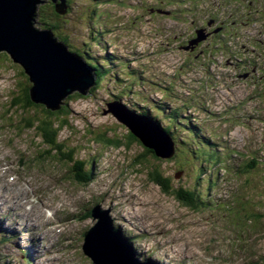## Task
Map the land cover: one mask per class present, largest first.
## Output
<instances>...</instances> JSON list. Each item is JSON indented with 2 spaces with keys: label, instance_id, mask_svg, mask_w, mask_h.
I'll return each mask as SVG.
<instances>
[{
  "label": "rangeland",
  "instance_id": "374dc122",
  "mask_svg": "<svg viewBox=\"0 0 264 264\" xmlns=\"http://www.w3.org/2000/svg\"><path fill=\"white\" fill-rule=\"evenodd\" d=\"M195 1L199 2L198 8L202 7L205 3L212 6V10L209 11L210 14H215V12L220 10L219 4H223L224 7L227 6L225 0H148V4L151 5L150 8H162L161 6L164 5L167 7L165 10L172 11L175 15L168 17L158 13L153 18L148 15L141 22L137 18L139 11L134 9L136 1H129L127 6L120 7L117 6V1L112 3V0H71L70 14L58 21L61 23L60 27L57 31H53L55 35L58 33L56 35L58 41H61L60 38L62 36L68 37L69 49L77 50L78 53L82 52L81 56L88 62L96 61L102 65L106 63L105 68L112 70L111 76L104 81L103 87L100 90L88 96H75L69 102L68 107L71 116L68 125L60 132L59 141L65 144L67 148L81 145V158H84L87 154H99L97 162H100V165L96 180L87 186L81 195H78L79 200H97L101 192H108L109 197L112 195L115 196L117 199L116 202L99 199L96 205H101L103 209H111L115 226L121 227L123 233L134 244L138 256L143 261L150 258L157 264H164L163 261H178L174 260L172 256H167L166 260H164L161 253L153 252L152 244L147 243L145 240H142L140 237L125 229L124 226L119 225V219L124 218L145 229V226H143L144 223L150 224L149 216L141 220L134 218L140 215L143 216L146 212L151 216L156 214V208L149 207L151 203L161 208V213L165 216H173L180 219L182 228L199 234L201 236L199 240L202 243H206L204 240L210 241L216 239L220 242L218 248L229 254L239 253L243 244H246L245 233L247 231L251 233L262 231L263 238L259 237L260 243H263L264 240V209L262 210L261 208L264 207V170L261 173V182L258 181L260 178L246 181L245 176L237 178L231 174L229 175L224 170L223 164L214 169H211V164H204L200 167L202 160L194 163L188 162L189 165L184 164L183 168L173 161L161 164L162 170L165 171L167 177L173 179V181L171 179L170 188L179 187L180 185L189 186V182H193L196 173L200 169L205 170L207 173L206 180L211 178L213 182L216 181V185L211 188L207 196L208 199L212 200L208 202V205L213 208L207 210H192L181 205L170 192L165 194L159 186L151 182L150 172L152 171L148 165H145L144 171L131 165V160L134 156L142 152L141 147L136 145V143L140 144V142H135L133 149L127 152L125 147L115 149L113 147L106 148L94 142L88 143L84 137L83 129L87 126H89L91 133L89 137L97 142L102 141L100 137L103 135H106V138L115 139L118 137L121 140H123L122 138L129 137L128 129L118 123L114 118L113 112L115 111V107L110 104L113 100H118L114 98V95L122 94L121 87L114 81L117 77L120 82H122L121 80L125 81V83L130 82L129 78L124 75L128 61L133 64L129 65L131 68L134 65L144 62L148 67L145 69L148 71L152 70L151 65L145 61L148 54L152 52V49L146 48L143 50V46L156 37H166L171 33H174L175 36L181 34L190 36L196 26L187 25L180 21H183L186 14L192 12L190 6ZM256 1L258 3H252L254 4L253 12L256 14L255 21L263 24H257L256 26L251 24L250 29L257 31V39L261 41L258 42V51L264 52V33H261L264 32V17H260V15L264 14V0ZM232 6H235V4ZM49 9H51V6H45L41 10L42 13L39 12L38 20L44 15L46 18H49L51 16ZM219 16L220 21L227 24L229 19L226 15L222 13ZM51 22L56 21L52 20ZM34 26L40 30L46 29L42 22ZM101 29L104 30L102 34H100ZM239 29L240 27L236 26L232 31L236 32ZM250 37V35H244L240 42L248 45L250 44ZM177 40L180 42L178 38ZM141 41L145 43H141ZM248 47L254 49L257 48V45L250 44ZM6 53H0V158L6 157L7 155L16 161L20 154L24 157V161H26L23 166L26 168L28 166V177L32 178L33 173L35 172L36 174L37 168L41 167L47 173L38 174L36 178L38 181L48 184L49 180L46 178V174H50L52 177H58L63 180L67 184L66 186H70V190H81L82 186L74 180L76 174L73 171H76V168L69 163V160H64L58 151L47 154L48 147L38 137L37 131L26 126L29 120L34 121L36 117H43L44 119L55 121L59 120L61 115L58 117L51 115L42 105L36 107L34 104L27 109L22 106H14V92L17 93L16 97L24 95L25 90L31 86V83L23 67L18 63H14L9 54ZM226 64V61H220L217 65H201L200 68H195L192 72L187 70L185 73H182L181 80H178V75L174 74L171 76V79L178 81V84L182 88L188 86L190 92H195L197 89L202 90L203 88L211 89L200 101L210 103L211 111L224 112L226 107L232 103H228L229 100L227 99L226 88L224 86L225 79L228 77L227 71L224 70ZM132 70L142 71V68H133ZM208 71H210L209 75L213 80L212 83L209 82ZM148 77L155 80V82L147 80V90L151 92L156 82L159 81L158 78H160V75L154 72L153 75H149ZM161 78L167 81L170 79V75L163 74ZM188 80L193 81L194 85L187 83ZM120 82L118 83L120 84ZM134 90L140 91L141 93L137 91L138 97H143L146 100V97L143 95L146 93L142 89L140 90L137 86ZM182 92L184 103L186 104L188 98L186 97L185 91L182 90ZM153 98L155 99V96ZM121 102L126 103L125 105H128L129 108L133 107L137 110L140 108L138 104H142L138 99H133L128 96L127 93L122 97ZM194 104L197 106L195 102ZM147 106L151 107L152 105L148 103ZM249 116L247 109H245L244 115L238 119V124L242 125L245 120H251ZM262 117H264V114H262ZM159 121V126L162 128L166 124V121ZM221 123L222 125L227 124L226 121H222ZM235 125L236 123H233L232 126ZM237 134L238 132L235 130V133L231 136H215L211 143L216 145L224 141L225 145L230 146V152L236 147L237 150H241L244 144L241 134ZM92 135L93 137H91ZM149 138L155 139L156 134L150 132ZM177 138H181L177 142V153L179 150L183 152L182 144L184 143L186 145L184 149L188 151L186 155L192 161L198 160L196 159L198 154H191L196 151H194L196 147L188 143L187 135L183 133ZM227 139L228 141H226ZM261 146L264 150V142ZM3 147L4 149H2ZM171 151V147L164 143L162 153H170ZM241 151L244 152L243 149ZM258 156L264 158L262 154ZM178 160L182 159L180 158ZM29 164L33 169H29ZM259 165H264V163ZM251 166V159L236 158L232 161L230 169L240 171L244 167ZM179 172L182 175L177 179L176 174ZM258 172L260 170L255 173ZM118 184L121 186L118 187ZM202 185L204 189L205 185ZM100 187H102V191H100ZM139 191H141V194L137 196L138 203L136 207L133 210L126 208L125 202L133 201V192L138 194ZM3 195L6 196L5 193ZM258 198L262 199V203H259ZM146 203H148L147 206L145 205L143 208V205ZM222 206H230L229 209L231 212L225 210L220 214L219 207ZM10 219L7 225L15 222V227L21 231L24 229L23 222H19L13 216ZM255 220H258V224L254 223ZM95 224L96 220L93 219L90 227ZM35 228L36 226H32V229ZM29 229L30 227L26 230ZM151 229L152 226L147 229L146 233L150 232ZM1 236L2 233H0ZM39 238L41 239V244L33 242ZM48 242V236L43 234L40 229L34 234H24L22 232L16 240L7 243L6 248L0 244V264H28L22 260L20 256L21 251H28L32 258V264H41L45 259H48L49 262L46 261L42 264H53L54 260L52 259L55 255L53 257H47L50 251L48 249ZM34 243H36L35 247H33ZM9 248L12 249L11 256H7ZM18 248H24V250L21 249V251H18ZM232 250L233 253L231 252ZM242 250H244V247ZM163 252L169 253L168 249H164ZM190 254V251L182 253L180 259H188L186 264H198L189 260L188 256ZM236 260L237 264H239V257H236ZM262 260L264 262V247ZM66 264L74 263L70 261Z\"/></svg>",
  "mask_w": 264,
  "mask_h": 264
},
{
  "label": "water",
  "instance_id": "95a60500",
  "mask_svg": "<svg viewBox=\"0 0 264 264\" xmlns=\"http://www.w3.org/2000/svg\"><path fill=\"white\" fill-rule=\"evenodd\" d=\"M61 1L58 11L63 14L67 6ZM43 3L44 0H0V52H7L14 63L24 67L34 83L31 90L33 100L55 110L71 92L78 90L87 94L96 78L81 57L56 43L51 32L34 28L38 7ZM119 112L126 115L128 121L124 123L137 134L138 120L123 110ZM137 137L144 147L158 156H162L160 143L165 141L172 146L170 139L159 132H156L155 139L140 134ZM86 249L96 259L107 260L106 264H136L106 218L88 235Z\"/></svg>",
  "mask_w": 264,
  "mask_h": 264
},
{
  "label": "trees",
  "instance_id": "16d2710c",
  "mask_svg": "<svg viewBox=\"0 0 264 264\" xmlns=\"http://www.w3.org/2000/svg\"><path fill=\"white\" fill-rule=\"evenodd\" d=\"M0 53L4 54L5 52H0ZM6 54H8V53H6ZM98 72L106 74V73H108V70H104V68H99ZM101 80H102L101 77H99V82H101ZM95 89H97V88H95ZM22 99L25 100L24 102H25L26 106H28V107H30L34 104H35L34 106H36V107H39L41 105L44 106L42 103L39 104L38 102H35L33 100L30 89L26 90L25 94L22 96ZM44 107L46 108L48 113H50L51 115H54L55 117H58L64 113H66L68 116L70 115L64 106H60L59 109H55V110L49 109L47 106H44ZM186 124H187V122H186ZM61 126H64V125H61ZM42 128H43L44 133L48 139H54V136H55V133L57 130V128L55 127V122L51 123L49 121H43L42 122ZM166 132H167V134H169V136H172L176 141L178 140V138L175 137L174 135H172L169 131L166 130ZM203 136H205V135H203ZM197 138H199V137H197ZM128 139H130V140H128ZM128 139L127 140L130 144L137 142V139L134 138L132 135H130ZM199 140H200V138H199ZM114 141L115 140H109V142L118 144L117 142H114ZM184 146H186V145L183 143L182 147L184 148ZM194 147H196V146H194ZM205 153H206V151L202 152V148H201L200 154H205ZM196 154H197V151L194 152V155H196ZM85 163L86 162L84 161V162L79 163L78 164L79 166H75V168L79 172V175H77V177H76L77 181L79 183H81V182L82 183H88L89 182V180L84 178V174L82 176L80 175V171L83 172V168H85V166H86ZM150 175L152 176V178L154 179V181L157 184H159L160 186H162L165 189H168V182L161 177L159 171H157L156 169L154 170V167L152 169V172H150ZM179 197L181 198L182 201L185 202V204H187L188 206H190L192 208H194V207L199 208L203 205L201 201L195 200V196H194L193 192H185L184 193V192L179 191Z\"/></svg>",
  "mask_w": 264,
  "mask_h": 264
},
{
  "label": "bare ground",
  "instance_id": "6f19581e",
  "mask_svg": "<svg viewBox=\"0 0 264 264\" xmlns=\"http://www.w3.org/2000/svg\"><path fill=\"white\" fill-rule=\"evenodd\" d=\"M206 46H208V45H206ZM134 57H136V55H134ZM200 58L202 59L203 58V56L202 55H200ZM140 113L141 114H143L144 112L143 111H140ZM133 115H134V113H132ZM135 117H137V118H139V119H141V117H139V116H137V115H134ZM148 122H152L154 125H156L160 130H162L163 132H165V133H167L166 132V128H163V126H162V128L159 126V124L158 123H155V122H153L152 121V119H151V121H148ZM203 132V133H202ZM193 134H194V136L195 137H197V136H199V137H202L203 136V134L204 135H206V132L205 131H203L202 129L197 133L195 130H193ZM169 134H167L166 135V137L168 136ZM178 141H180V138H179V140H177V142ZM196 149V151H197V154H200V150H201V148H195ZM194 149V150H195ZM4 151V150H3ZM6 153V152H5ZM194 152H192L191 154H193ZM3 154H4V152H3ZM26 155V154H25ZM7 156V155H6ZM9 157V156H8ZM209 157L211 158V155H209ZM19 158L21 159V160H23V158H22V156L19 154ZM33 169V167H31V166H29V169ZM33 174H35V172L33 173ZM109 195V194H108ZM110 197H112V196H110ZM44 204H39V210H40V212H42L43 214H45L46 216H48L47 215V213H46V211L44 210ZM127 222V221H126ZM100 224V222L98 223V225ZM97 225V226H98ZM143 225V224H142ZM96 226V227H97ZM144 226V225H143ZM131 235V234H130ZM177 239H178V237H177ZM180 239H182V238H180ZM141 241V240H140ZM139 241V242H140ZM133 242H134V240H133ZM86 245H87V243H86ZM210 247H212V246H210ZM164 258V257H163ZM68 262H69V260H68ZM164 262V264H183V263H178V262H172V261H163Z\"/></svg>",
  "mask_w": 264,
  "mask_h": 264
}]
</instances>
